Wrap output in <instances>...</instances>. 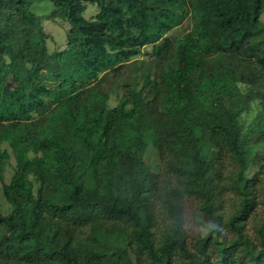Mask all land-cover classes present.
Returning <instances> with one entry per match:
<instances>
[{
    "label": "trees",
    "instance_id": "16d2710c",
    "mask_svg": "<svg viewBox=\"0 0 264 264\" xmlns=\"http://www.w3.org/2000/svg\"><path fill=\"white\" fill-rule=\"evenodd\" d=\"M30 1L0 0V264H264V0Z\"/></svg>",
    "mask_w": 264,
    "mask_h": 264
},
{
    "label": "rangeland",
    "instance_id": "374dc122",
    "mask_svg": "<svg viewBox=\"0 0 264 264\" xmlns=\"http://www.w3.org/2000/svg\"><path fill=\"white\" fill-rule=\"evenodd\" d=\"M53 6L52 3L49 0H31L30 1V10L36 14H44L49 13L52 10ZM97 12V6L96 4L86 3V8L83 11V16L85 18H90L94 16V14ZM261 21L264 24V10L261 13L260 16ZM44 30L47 32L48 38L46 39V45L48 50H58L64 47L65 44V33L69 27L68 23L66 21H57V22H51V21H43L42 22ZM192 25V19L189 15L182 24H180L178 27L170 31L171 36L177 37L181 36L183 33L189 31L191 29ZM115 98L113 95H111L110 103L114 104ZM254 111V110H253ZM253 111L251 113H253ZM224 121L227 125H229L228 120L225 116H223ZM244 121L245 125H247L250 122L251 114H245L244 115ZM3 147H5L3 145ZM144 158L145 161L150 169L153 170H160L161 165L157 160L155 149L152 144H149L146 149L144 150ZM12 165H13V159L12 157L9 158L8 164L5 168L4 176L5 181L8 182L9 177L12 173ZM9 210V205L7 204L6 200L4 199L1 191V185H0V212L6 213ZM257 217L264 218V204L262 202H259L254 209ZM257 222V220L248 219L245 222V230L249 235H254V225ZM201 231L205 230L204 225L198 224ZM199 229V230H200ZM200 245V242L197 241L195 247L198 248ZM187 264H199L197 261L190 260Z\"/></svg>",
    "mask_w": 264,
    "mask_h": 264
}]
</instances>
